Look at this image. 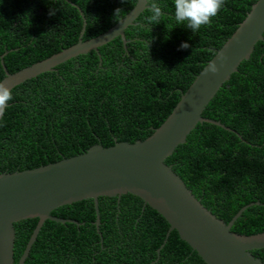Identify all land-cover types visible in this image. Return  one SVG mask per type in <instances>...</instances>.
<instances>
[{"label":"trees","instance_id":"1","mask_svg":"<svg viewBox=\"0 0 264 264\" xmlns=\"http://www.w3.org/2000/svg\"><path fill=\"white\" fill-rule=\"evenodd\" d=\"M256 0H223L210 22L192 32L177 24L174 0H147L118 36L9 92L0 118V173L70 157L95 143L143 140L158 127L196 75L244 19ZM136 0H0L1 60L9 72L40 61L78 40L103 33ZM160 14L154 16L155 9ZM83 14V17L80 13ZM264 35V33H263ZM187 41L188 48H180ZM234 132L202 122L165 163L216 217L228 222L250 202L231 230L264 231V42L258 41L204 108ZM98 230L92 199L59 206L46 219L23 264H206L170 231L168 222L130 193L98 197ZM37 223H14L13 263ZM251 253L264 261V247Z\"/></svg>","mask_w":264,"mask_h":264},{"label":"water","instance_id":"2","mask_svg":"<svg viewBox=\"0 0 264 264\" xmlns=\"http://www.w3.org/2000/svg\"><path fill=\"white\" fill-rule=\"evenodd\" d=\"M147 7V0H136L134 6L103 33L82 40L85 26L75 44L21 68L9 72L1 60L4 76L0 88L10 91L16 85L51 71L54 67L78 54L94 50L120 37L126 49L124 30ZM264 0H256L244 19L226 39L214 56L196 75L181 94L165 120L143 140L114 141L110 146L91 145L79 154L34 168L0 173V264L13 263L14 223L37 218V223L25 245L18 264H23L39 229L46 219L60 223L73 222L52 215L55 208L83 199H92L94 224L100 223L98 197L130 193L157 211L169 224L166 237L157 248V256L170 231L175 230L206 264H264L251 253L264 247V231L240 234L231 230L234 221L252 204L241 206L228 222L216 217L186 186L180 176L165 163V158L184 143L197 123H212L234 132L219 120L204 117L202 112L222 84L248 59L255 44L264 42ZM223 57V59H221ZM217 63L215 74L207 73L209 62ZM7 105V103H6ZM4 106V108L6 107ZM4 108L0 111V118Z\"/></svg>","mask_w":264,"mask_h":264},{"label":"clouds","instance_id":"3","mask_svg":"<svg viewBox=\"0 0 264 264\" xmlns=\"http://www.w3.org/2000/svg\"><path fill=\"white\" fill-rule=\"evenodd\" d=\"M223 5V0H174L173 16L177 24L186 22V27L192 32L198 31L201 26L210 22ZM160 9L156 8L154 16L158 17ZM180 48H188L187 41H182ZM223 59V57H221ZM207 73L215 74L218 71L215 61L209 62ZM11 94L6 88H0V111L3 110L7 101L11 99Z\"/></svg>","mask_w":264,"mask_h":264}]
</instances>
